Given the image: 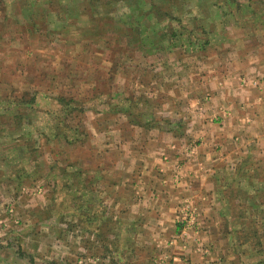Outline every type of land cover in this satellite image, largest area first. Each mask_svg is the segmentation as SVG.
Here are the masks:
<instances>
[{
	"label": "rangeland",
	"instance_id": "rangeland-1",
	"mask_svg": "<svg viewBox=\"0 0 264 264\" xmlns=\"http://www.w3.org/2000/svg\"><path fill=\"white\" fill-rule=\"evenodd\" d=\"M252 1L237 13L230 0H0V116L38 97L19 102L14 133L0 117V264H264V156L253 147L232 167L233 148L206 166L183 147L207 65L264 34ZM72 91L88 111L59 139L52 98ZM133 97L155 100L140 104L145 127L109 113ZM164 120L183 137L169 142ZM160 138L182 150L154 163Z\"/></svg>",
	"mask_w": 264,
	"mask_h": 264
},
{
	"label": "crops",
	"instance_id": "crops-1",
	"mask_svg": "<svg viewBox=\"0 0 264 264\" xmlns=\"http://www.w3.org/2000/svg\"><path fill=\"white\" fill-rule=\"evenodd\" d=\"M254 17L253 22L260 23L264 33V25L261 24L264 23V19L259 21L258 15ZM255 30L256 34L251 33L250 36V46L245 45L242 51L234 55L232 61L221 63L222 68L218 72L213 70L212 72L210 65H207L208 78L204 79L205 85L209 87L207 98L192 99L194 106L200 103L198 106L200 113L192 116L187 125V132L184 135L188 145L183 147H189L193 142L190 148H196L194 150L203 155L200 158L206 162V166L207 162L209 165L214 164V158L220 161L226 155L231 156L229 153L233 148L237 163L229 164L232 167L243 165L241 162L243 157L249 158L253 147L264 156V34L261 36L257 32V27ZM220 51L223 54L228 53L225 49ZM170 135L169 142H175L176 137L171 133ZM156 136L157 134H153L154 138ZM146 143L144 142L145 145ZM156 143L155 141L147 143L153 146L151 157L154 163L157 162L158 156L164 157V160L170 155L176 158L182 150V145L178 148L179 145L175 146L176 143L171 148H168L164 141ZM182 156L185 157L183 153ZM182 156L177 159L181 161L179 164L187 159ZM172 163L171 171L176 167L172 166ZM167 164L163 166L166 171L169 168ZM212 171L214 170L211 167L208 172ZM176 172L175 169V174ZM171 178L173 180L174 177ZM194 182L196 188L199 181Z\"/></svg>",
	"mask_w": 264,
	"mask_h": 264
},
{
	"label": "trees",
	"instance_id": "trees-1",
	"mask_svg": "<svg viewBox=\"0 0 264 264\" xmlns=\"http://www.w3.org/2000/svg\"><path fill=\"white\" fill-rule=\"evenodd\" d=\"M92 1H94V0H92ZM262 2H264V0H262ZM229 5L236 7V10L238 13V10H242V9L251 10L253 8V1L248 0L244 4L240 0H230ZM100 13L101 12H98V11L93 12V13L90 12V15H91L90 18L92 20V23L95 22V19H96V21H102V22L104 21V19L107 15H105L104 13H102L100 15ZM228 14H229V12H228ZM235 16L236 15L234 14V17ZM261 24L264 25V23H261ZM107 25H108V23H106V26ZM117 42H120V39H117ZM113 43H114V47H112V48H114V50H115L116 49L115 42H113ZM108 45H109V43H108ZM168 48H171V46ZM168 48H165V50ZM154 49L155 50L149 54H155V53H158L159 51L163 50V49L158 48L157 45H156V47H154ZM101 80H102V77H101ZM75 85L73 87L74 90H76V88H77V85L76 86ZM111 91H110V93H108L106 95L111 96V94H112ZM25 98H28V97L22 96V97H20L19 100L12 101V103H11V101H9L11 103V106L6 108V109H3L4 115L0 116L4 120V122H2V124L6 125L8 127V128H6V130H12V133H14V130L12 129V127H13L12 125H15L16 127H19L22 125L23 116L21 115L22 108H21L20 103L24 104L27 108H30L32 110H33L34 104H36L35 108L38 105L37 104L38 97H34V99H31V100H26ZM121 99H123V98H121ZM52 100L55 102V110L49 111V113L52 116H55V122H58V124H55V126H54L55 127L54 131L58 133L57 136H59V139L60 138L63 139V137H64L65 140H68V138L71 137L69 135L70 131H74V130H72V126L70 124H68V122L72 119L71 117H75V116L79 117L80 114H84L88 111L85 109L86 102L84 100L81 101L79 98L74 96L73 91L70 93L57 94V96L52 98ZM123 100L128 102L129 105L124 107L121 104L119 105V103L117 102L116 104L111 105L112 110L109 113L110 114H116V115L117 114L126 115V117L128 119H130L131 124L141 126V127H145L146 126V124H144V119H145L144 115L145 114L143 111H141L140 104L143 102H144L143 105L149 104V103L155 104V100L152 99L151 100L152 102H150L147 99L142 100L138 97H133L132 99H123ZM130 104L134 107L133 109H132V107H130ZM31 113H32V111H31ZM164 123L171 127V130H169L168 132L172 133V135L174 137H176V138L183 137L182 135L179 134V130H177V128L179 126L178 123H173L170 120H164ZM75 131H77V133L80 134V132L82 130H75ZM82 133L84 134V132H82ZM87 137H89L88 134H87ZM73 139H75L74 136H73ZM36 151L37 150H35V151L32 150L31 152L36 153Z\"/></svg>",
	"mask_w": 264,
	"mask_h": 264
},
{
	"label": "built area",
	"instance_id": "built-area-1",
	"mask_svg": "<svg viewBox=\"0 0 264 264\" xmlns=\"http://www.w3.org/2000/svg\"><path fill=\"white\" fill-rule=\"evenodd\" d=\"M179 179H180L179 177H176V181H179Z\"/></svg>",
	"mask_w": 264,
	"mask_h": 264
}]
</instances>
